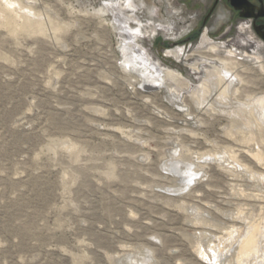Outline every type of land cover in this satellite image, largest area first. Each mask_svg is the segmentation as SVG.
<instances>
[{"label":"rangeland","instance_id":"1","mask_svg":"<svg viewBox=\"0 0 264 264\" xmlns=\"http://www.w3.org/2000/svg\"><path fill=\"white\" fill-rule=\"evenodd\" d=\"M213 4L0 0V264H264V40Z\"/></svg>","mask_w":264,"mask_h":264},{"label":"flooded vegetation","instance_id":"2","mask_svg":"<svg viewBox=\"0 0 264 264\" xmlns=\"http://www.w3.org/2000/svg\"><path fill=\"white\" fill-rule=\"evenodd\" d=\"M212 8V14L223 9L222 19L232 22L228 25L230 31L236 22L248 21L252 31L261 39L264 37V0H214Z\"/></svg>","mask_w":264,"mask_h":264},{"label":"bare ground","instance_id":"3","mask_svg":"<svg viewBox=\"0 0 264 264\" xmlns=\"http://www.w3.org/2000/svg\"><path fill=\"white\" fill-rule=\"evenodd\" d=\"M239 27V29H242V30H250V28H251V25H250V23L248 22V21H241V24H240V26H238ZM160 28V27H159ZM245 28V29H244ZM170 29V28H169ZM242 40H244L245 42H247V43H256L257 45H259V46H261V43H264L263 41H261L260 39H258L256 36H254L253 34H252V36H248V37H246V38H244V39H242ZM213 41H211V39L209 38V37H207L205 34H204V36L202 37V39H201V41H200V44L198 43V47L199 46H207V45H209L210 43H212ZM264 45V44H263ZM223 47V46H222ZM218 48L219 47H216V48H214V49H216L217 51H218ZM227 53V52H226ZM228 53H230V54H233V52H229L228 51ZM134 56V55H133ZM155 69V68H154ZM154 73V72H153ZM152 79V78H151ZM148 81L150 80L149 78L147 79ZM144 81V80H143ZM150 82V81H149ZM149 82H148V85H149ZM151 83H153V82H151ZM150 83V84H151ZM156 83V82H155ZM146 84V83H145ZM147 85V84H146ZM150 87H151V85H150ZM149 87V88H150ZM257 103L259 104V106H260V109H261V114L264 116V96H261V97H259L258 99H257ZM179 167H180V165H179ZM186 167V166H185ZM186 173V172H185ZM191 174V173H190ZM193 174V173H192ZM184 175V174H183ZM191 181V180H190ZM251 243H252V240H251V238L245 243L246 245H247V247L246 248H248V247H250L251 246ZM254 244V243H253ZM252 244V245H253ZM245 245V246H246ZM244 246V247H245ZM242 247V246H241ZM243 247V248H244ZM252 247V246H251ZM249 249V248H248ZM244 254V253H243ZM240 258H241V256H240ZM217 262V261H216Z\"/></svg>","mask_w":264,"mask_h":264},{"label":"water","instance_id":"4","mask_svg":"<svg viewBox=\"0 0 264 264\" xmlns=\"http://www.w3.org/2000/svg\"><path fill=\"white\" fill-rule=\"evenodd\" d=\"M229 31H227L226 33H224L223 37H225L228 34ZM262 39L264 40V37H262Z\"/></svg>","mask_w":264,"mask_h":264}]
</instances>
